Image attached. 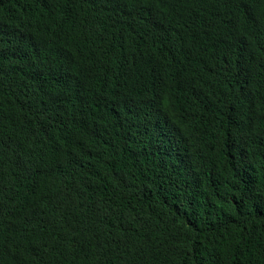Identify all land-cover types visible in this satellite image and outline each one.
Returning <instances> with one entry per match:
<instances>
[{
    "label": "trees",
    "instance_id": "obj_1",
    "mask_svg": "<svg viewBox=\"0 0 264 264\" xmlns=\"http://www.w3.org/2000/svg\"><path fill=\"white\" fill-rule=\"evenodd\" d=\"M0 264H264V0H0Z\"/></svg>",
    "mask_w": 264,
    "mask_h": 264
}]
</instances>
